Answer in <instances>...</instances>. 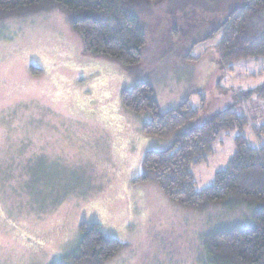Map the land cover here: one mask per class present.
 <instances>
[{
    "label": "rangeland",
    "instance_id": "1",
    "mask_svg": "<svg viewBox=\"0 0 264 264\" xmlns=\"http://www.w3.org/2000/svg\"><path fill=\"white\" fill-rule=\"evenodd\" d=\"M242 1L141 0L145 43L130 67L86 54L56 6L0 21V264H71L83 222L98 223L121 244L105 264H197L183 246L144 247L177 219L194 235L246 214L221 205L184 209L141 180L145 153L168 148L173 135L143 132L148 113L122 104L123 91L148 82L160 111L187 98L199 109L182 132L229 106L247 118L190 166L196 190L225 166L236 135L264 143L255 130L264 123V99L244 96L264 82V56L223 66L216 51L217 29Z\"/></svg>",
    "mask_w": 264,
    "mask_h": 264
},
{
    "label": "trees",
    "instance_id": "2",
    "mask_svg": "<svg viewBox=\"0 0 264 264\" xmlns=\"http://www.w3.org/2000/svg\"><path fill=\"white\" fill-rule=\"evenodd\" d=\"M140 1L0 0V21L56 6L65 14L86 54L130 67L140 61L145 43L137 18ZM219 29L221 37L216 51L223 66L240 58L264 56V0H243L228 13ZM152 92L148 82L122 92L124 107L133 113H148L143 132L160 138L173 135L168 148L145 153L140 179L152 180L163 196L184 209L204 211L221 205L225 213L242 207L247 212L239 218H223L207 228H199L194 235L187 232L189 226L185 221L168 222L166 229L154 232L152 243L144 249L154 250L157 244L183 246L189 254L194 252L197 264H264V143L253 146L243 135H236L235 151L225 166L215 172L210 185L196 190L190 166L206 159L223 131L241 130L248 120L229 106L182 132L199 109L191 106L187 98L174 108L160 111ZM251 94L264 99V82L244 96ZM255 130L264 135V123ZM80 231L71 264H105L121 248L116 239L102 233L96 222H83Z\"/></svg>",
    "mask_w": 264,
    "mask_h": 264
},
{
    "label": "flooded vegetation",
    "instance_id": "3",
    "mask_svg": "<svg viewBox=\"0 0 264 264\" xmlns=\"http://www.w3.org/2000/svg\"><path fill=\"white\" fill-rule=\"evenodd\" d=\"M33 239H31V241H32ZM33 243V242H32Z\"/></svg>",
    "mask_w": 264,
    "mask_h": 264
}]
</instances>
